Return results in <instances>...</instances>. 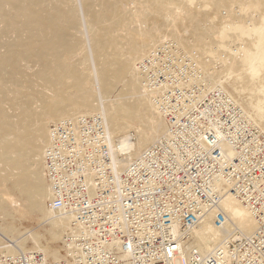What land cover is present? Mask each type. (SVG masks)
I'll list each match as a JSON object with an SVG mask.
<instances>
[{
  "label": "bare ground",
  "instance_id": "obj_1",
  "mask_svg": "<svg viewBox=\"0 0 264 264\" xmlns=\"http://www.w3.org/2000/svg\"><path fill=\"white\" fill-rule=\"evenodd\" d=\"M77 1L0 0V178L8 175L12 178L11 196L0 197V216L5 223L0 227V237L9 243L0 244V248L11 254L38 251L58 260L61 258L58 243L69 229L70 219L48 207L49 185L45 172L42 174L38 166L41 161L43 164L52 123L94 112L90 72L79 68L83 62L86 64L83 60L87 53L80 39ZM80 1L89 19L86 27L93 53L101 66L98 80L105 91L110 90L113 78L124 82L128 95H139L130 104L114 103L107 107L112 160L119 173L166 134V123L153 104L158 94L140 90L137 65L167 41L169 34L197 60L205 77L213 80L212 85L224 89L242 107L248 120L264 133V0ZM224 7H228L225 10L229 13L216 27L215 23L220 21L218 11H224ZM163 20L174 23L165 24H169L164 27L166 34L158 24ZM202 22L215 27H202ZM186 34L196 42L194 53L185 48L191 40L185 38ZM222 51L225 57L218 55ZM38 52L43 55L41 79L49 84L47 90L50 87L52 93L42 99L41 113L32 108V96L24 93L32 82L23 73L25 66L22 67L24 61H35ZM214 62L220 65V71ZM18 97L23 103L15 120L16 115L11 112L10 116L9 111L14 107L17 110ZM142 122L148 123V128L143 129ZM224 197L221 206L228 222L218 227L210 216L190 236L192 244L204 255L231 237H249L255 231L250 212L230 193ZM27 215L36 217L40 225L48 224L46 243L42 244L37 233L18 231L17 223ZM10 234L20 237L8 239L6 235Z\"/></svg>",
  "mask_w": 264,
  "mask_h": 264
},
{
  "label": "built area",
  "instance_id": "obj_2",
  "mask_svg": "<svg viewBox=\"0 0 264 264\" xmlns=\"http://www.w3.org/2000/svg\"><path fill=\"white\" fill-rule=\"evenodd\" d=\"M138 67L166 134L119 173L102 114L53 123L43 165L48 207L70 219L62 256L0 248V264H264V133L174 40ZM227 193L255 231L204 255L190 236L228 222Z\"/></svg>",
  "mask_w": 264,
  "mask_h": 264
},
{
  "label": "rangeland",
  "instance_id": "obj_3",
  "mask_svg": "<svg viewBox=\"0 0 264 264\" xmlns=\"http://www.w3.org/2000/svg\"><path fill=\"white\" fill-rule=\"evenodd\" d=\"M77 1V0H76ZM77 2H79V3H77L76 5H77V11H78V14H79V19H80V26H81V28H82V31L80 32V35L82 34V37L79 35V37H81L80 39L84 42V44H85V47H86V56L88 55V57H84V60L83 61H85L86 62V64L83 62V64H82V66L81 67H79L80 68V70H83L84 68V70H86V71H88V72H90V76H91V79H90V83H91V85H89V88H90V90H91V95H92V98H91V101L93 102V103H95V107H94V112L93 113H91V114H94V113H97V114H102L103 116H104V118H105V120H107V111L109 112V109L108 108H110L109 106H111L112 104H116V103H118V104H130V103H132V102H134L136 99H137V96H139V95H128V93H126V91H127V88H125L124 87V82L123 81H114L113 80V78H112V80H111V83H110V90L112 91H105V87H104V85L102 84V83H100V81L98 80V73L100 72V67L101 66H99L98 65V60H97V57H96V55H94V53H93V46H92V44H91V41H90V34H88L87 32H88V30H87V23H88V21H89V19H88V17H87V13H86V11L84 10V7L82 8V4H80V0H78ZM225 8L227 9L228 7H224V11H222V9L223 8H221L220 10L222 11V12H219L218 11V13H219V17L218 18H220V21H218L217 20V22L215 23V26L217 27V26H219L220 24V22H221V19H222V17H223V19L225 18L224 16H226L227 17V15H228V11L227 10H229V9H227V10H225ZM85 11V12H84ZM227 11V12H226ZM225 13H227V14H225ZM217 14V13H216ZM220 14H221V16H220ZM218 15V14H217ZM223 15V16H222ZM226 19V18H225ZM166 23H169V24H171V22H170V20H168L167 22H166V20H163V21H159L158 22V24L161 26H157V28H161V30H162V32L164 33L165 32V34H166V32L168 33V31L166 30V29H164V27H166V28H168L167 26L169 25V24H167L166 26H165V24ZM185 24H184V26H187V24L188 23H186V22H184ZM209 22H205V23H203L202 22V27L205 25V26H208V27H210V25H211V27L213 26V24H208ZM150 24V23H149ZM157 24V25H158ZM162 24L164 25L163 27H162ZM174 23H172L170 26H172ZM145 25V24H144ZM147 26V25H146ZM152 25L150 24V27H151ZM204 26V27H205ZM215 26H213V27H215ZM5 27V26H4ZM159 28V29H160ZM184 27H182L180 30H182V33H183V29ZM163 30H165V31H163ZM169 36L170 37H167V40H172V38H174V37H172V34L170 35L169 34ZM185 37V36H184ZM171 38V39H170ZM189 42L186 44V41H184L185 43H184V46H185V44H186V46H188V48H192L193 49V51H192V49L190 50V49H188L186 46H185V48H186V50H189V51H191V53L193 52L194 53V50H196L195 48H197L196 47V45H194L195 43H194V41H192L193 39H192V36H189V35H187L186 34V37H185ZM173 40H175V39H173ZM15 41H16V39H15ZM87 41V42H86ZM192 41V42H191ZM13 42H14V40H13ZM189 44H191V45H189ZM236 45V44H235ZM195 46V47H194ZM4 51H6V50H4L3 49V51H2V49H1V52L2 53H5ZM37 54H38V56H37ZM36 55H35V61H29L28 63H27V61H24L22 64V67L23 66H25L24 67V72L23 73H26V75H27V77L29 78V80L32 82V83H30L28 86H27V90H25V94H28V95H30V96H32V98L34 99V102H33V109H34V107H35V110H37V111H35L36 113H41L42 112V99H46V96L47 97H50V95L52 94L51 92H50V90L49 89H51L50 87H49V89L47 90V86H49V84L48 83H46V81L45 80H43V79H41V75H40V73H41V69H42V67L41 66H43L42 64H41V62L40 61H42V58L41 57H43V55L41 56V54H39V52L37 53ZM222 54H223V51H222ZM221 53L219 54L218 53V55L220 56V57H225V52H224V54L222 55ZM88 58V59H87ZM144 57H142L141 59H143ZM41 59V60H40ZM85 59H87V60H85ZM26 62V65L24 64ZM139 61H137L136 62V64L138 63ZM31 65H30V64ZM217 63V62H216ZM215 62H214V64L213 65H215L216 64ZM28 65V66H27ZM35 67H34V66ZM29 66H30V68H29ZM138 66V65H137ZM82 67H83V69H82ZM26 68V69H25ZM35 69V71H34V69ZM40 68V69H39ZM87 68V69H86ZM215 68H217V69H219V71H220V65H218V64H216V66H215ZM32 69H33V71L34 72H32ZM90 69V70H89ZM98 71V72H97ZM30 73L29 75H28V73ZM38 73V74H37ZM94 73V74H93ZM137 73L139 74V72L137 71ZM25 74H24V76H26ZM94 76V77H93ZM96 76H97V78H96ZM140 76V75H139ZM97 79V80H96ZM210 80V79H209ZM142 80L140 79V83L142 84V82H141ZM122 82H123V84H122ZM210 82L211 83H213V80H210ZM116 83V84H115ZM96 84V85H95ZM32 86V87H31ZM143 86H141L140 85V90H143V89H145V88H142ZM116 88V89H115ZM33 89V90H32ZM45 89H46V91H45ZM115 89V90H114ZM30 90V91H29ZM94 90V91H93ZM105 92H104V91ZM120 91H121V93H120ZM31 92V93H30ZM47 93V95H43V94H46ZM50 94V95H49ZM95 94V95H94ZM120 94V95H119ZM124 94V95H123ZM49 95V96H48ZM42 96H43V98H42ZM22 97V96H21ZM45 97V98H44ZM19 99H18V101L20 102V97H18ZM120 98V99H119ZM22 99H23V97H22ZM121 100H122V102H121ZM23 101V100H22ZM116 101V102H115ZM129 101H132V102H129ZM23 103V102H22ZM21 102H20V104L17 106V110L15 109V107H14V110L13 111H9V115L10 116H12V115H16V116H13V118L16 120L17 119V117H18V115L20 114V112H19V109H21V104H22ZM36 103V104H35ZM106 106V107H105ZM108 107V108H107ZM107 108V109H106ZM8 110H9V108H8ZM41 110V111H40ZM11 112H12V115H11ZM163 119V118H162ZM164 121V120H163ZM144 123V124H143ZM53 124V123H52ZM51 124V125H52ZM146 124H148V123H146ZM145 124V122H142L141 123V126H142V128L144 129H146V128H148V125H146ZM50 125V126H51ZM165 126H166V124H165ZM135 132H132L131 134H134ZM48 138H49V135H48ZM119 138H120V136H119ZM159 138V137H158ZM157 138V139H158ZM156 139V140H157ZM155 140V141H156ZM154 141V142H155ZM153 142V143H154ZM152 143V144H153ZM42 167V168H41ZM38 169L41 171V173L43 174L44 173V168H43V164H42V161L40 162V164H39V166H38ZM10 175H8L7 177L6 176H2V178H0V197H1V199H3L4 197L5 198H8L9 196H11V190H10V185H11V177H9ZM8 178V179H7ZM27 217H29L28 215L23 219V221L21 220L20 221V223L18 222L17 223V228H18V231L21 229L23 232H25V231H29L30 233H37L38 235H40V237L42 238V240H41V242H42V244L45 242L46 243V238L44 237V236H46V233L45 232H47V230H48V224L46 223L45 225H44V223H42V225L44 226V228L42 229V225H40V222L37 220L36 221V217H34V216H30L29 217V219L27 218ZM39 222V223H38ZM4 220H2V217L0 216V227L2 228L3 226H4ZM42 226V227H41ZM47 227V228H46ZM38 228V229H37ZM40 228V229H39ZM20 230V231H21ZM38 230V231H37ZM21 231V232H22ZM34 231V232H33ZM7 236V238L8 239H11V238H14V239H17V238H19L20 236H19V234L18 235H15V236H13V235H6ZM43 236V237H42ZM64 236H65V233H64V235L62 236V239L60 240V242L58 243V246L60 247H58L59 248V250H60V257H61V255H62V251H61V244H62V241H63V238H64ZM16 237V238H15ZM45 240V241H44ZM0 244H8L9 245V243H8V241H6L5 239H3L2 237H0Z\"/></svg>",
  "mask_w": 264,
  "mask_h": 264
}]
</instances>
